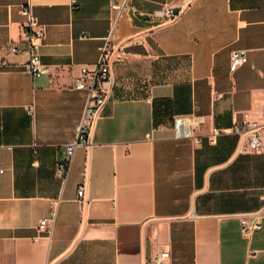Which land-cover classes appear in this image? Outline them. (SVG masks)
I'll use <instances>...</instances> for the list:
<instances>
[{"label":"crops","instance_id":"1","mask_svg":"<svg viewBox=\"0 0 264 264\" xmlns=\"http://www.w3.org/2000/svg\"><path fill=\"white\" fill-rule=\"evenodd\" d=\"M127 1L119 15L126 0H0V264H150L164 250L168 264H264V218L250 235L239 218L264 205V147L210 141L234 112L263 118L264 0ZM28 3L44 30L38 77L10 50L25 46ZM167 7L175 17H156ZM107 44L113 94L64 179L88 100L74 82ZM235 50L247 61L231 70ZM178 116L200 120L193 137L175 136ZM57 199L49 238L37 226Z\"/></svg>","mask_w":264,"mask_h":264},{"label":"built area","instance_id":"2","mask_svg":"<svg viewBox=\"0 0 264 264\" xmlns=\"http://www.w3.org/2000/svg\"><path fill=\"white\" fill-rule=\"evenodd\" d=\"M192 0H182L183 7L188 6ZM73 9L78 8L77 0H69ZM128 5V1L123 4H112V8L120 12ZM175 8L167 7L156 12V17L173 18L176 16ZM21 14L26 18L24 29L26 34L25 46L13 45L11 52L26 53L28 60L25 63V69L32 76H41L48 72V68L43 64L40 55V48L44 38V30L40 26L37 17L34 15L32 5L30 3L21 6ZM247 61L246 50H235L231 53L230 68L235 70L238 66ZM6 65L5 60H0V67ZM74 85L77 89L88 91V100L86 104L85 114L81 124L77 130L76 140L66 146V158L59 160L57 163V173L62 178H66L70 163L73 159L75 150L78 146H83L88 150L92 143L89 140L91 129L106 105L107 101L113 94L115 78L111 73L109 62V44H107L100 56L97 66L94 69L82 67L79 75L76 77ZM237 112H234L235 120L232 126L227 128H213L210 141L215 143L217 137L222 134H236L240 138V150L253 153L261 152L264 147V109L262 112V120L257 121L249 118L247 113L242 114V119L236 118ZM200 120L189 117L178 116L173 121L175 136L178 138L193 137L194 128L199 125ZM77 199L83 204L85 200V183L79 184L77 189ZM60 199L53 200L50 204L47 216L43 217L37 226L39 233H44L49 238L52 236L55 221L57 218ZM241 231L244 235H250L260 230L262 227V219L264 218V205L261 209L243 213L239 216ZM39 236L34 237L38 240ZM170 252L164 250L158 252L150 259V264H168Z\"/></svg>","mask_w":264,"mask_h":264},{"label":"water","instance_id":"3","mask_svg":"<svg viewBox=\"0 0 264 264\" xmlns=\"http://www.w3.org/2000/svg\"><path fill=\"white\" fill-rule=\"evenodd\" d=\"M174 12L177 13L178 12V9H175Z\"/></svg>","mask_w":264,"mask_h":264},{"label":"rangeland","instance_id":"4","mask_svg":"<svg viewBox=\"0 0 264 264\" xmlns=\"http://www.w3.org/2000/svg\"><path fill=\"white\" fill-rule=\"evenodd\" d=\"M177 14V13H176Z\"/></svg>","mask_w":264,"mask_h":264}]
</instances>
